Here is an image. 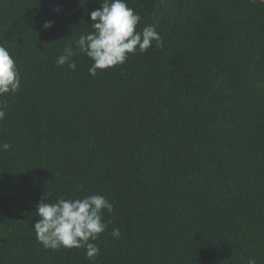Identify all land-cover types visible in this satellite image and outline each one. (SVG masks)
<instances>
[{
  "label": "trees",
  "instance_id": "1",
  "mask_svg": "<svg viewBox=\"0 0 264 264\" xmlns=\"http://www.w3.org/2000/svg\"><path fill=\"white\" fill-rule=\"evenodd\" d=\"M102 2L0 0L21 78L0 97V264H264V0H125L162 47L57 67ZM97 194L95 259L38 242L44 197Z\"/></svg>",
  "mask_w": 264,
  "mask_h": 264
},
{
  "label": "clouds",
  "instance_id": "2",
  "mask_svg": "<svg viewBox=\"0 0 264 264\" xmlns=\"http://www.w3.org/2000/svg\"><path fill=\"white\" fill-rule=\"evenodd\" d=\"M99 9L90 13L92 31L81 34L75 45L64 48L57 58V67L67 65L75 71L74 57L85 55L92 63L88 73L96 77L99 72L123 65L131 55L147 52L155 43L162 47V38L156 25H147L137 30L141 16L128 7L125 0H103ZM45 29L53 27V22L46 21ZM21 86V78L16 63L8 49L0 45V97L15 94ZM5 118V111L0 107V121ZM11 145L0 143V151H8ZM47 201V202H44ZM105 211L113 213L114 204L103 195H89L83 198H59L49 203L48 198L40 202L35 209L33 230L38 242L46 250L84 249L88 259L99 255L97 241L107 230L104 220ZM110 222V221H109ZM111 236L121 238L119 228H113ZM247 264H257L252 257Z\"/></svg>",
  "mask_w": 264,
  "mask_h": 264
}]
</instances>
